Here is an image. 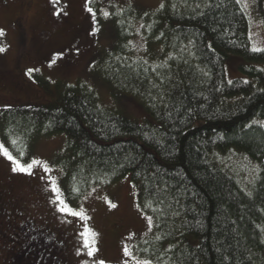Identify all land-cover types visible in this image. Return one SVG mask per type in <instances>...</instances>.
<instances>
[{"label":"trees","instance_id":"1","mask_svg":"<svg viewBox=\"0 0 264 264\" xmlns=\"http://www.w3.org/2000/svg\"><path fill=\"white\" fill-rule=\"evenodd\" d=\"M111 10L115 42L103 78L153 122L108 109L85 82H60L52 105L0 110L2 141L26 160L40 139L65 135L63 186L74 204L130 175L154 219L140 260L264 264V51L251 47L241 2ZM230 55L248 62L247 79L229 80ZM231 151L258 165L250 184L222 161Z\"/></svg>","mask_w":264,"mask_h":264},{"label":"rangeland","instance_id":"2","mask_svg":"<svg viewBox=\"0 0 264 264\" xmlns=\"http://www.w3.org/2000/svg\"><path fill=\"white\" fill-rule=\"evenodd\" d=\"M164 1L0 0V85L16 91L15 101L5 107L52 105L58 99L60 82L75 85L81 81L96 88L102 105L108 109L141 123L153 122L136 99L128 96L120 100L121 92L105 83L102 72L105 55L115 42L111 6L119 10L134 5L147 10L158 8ZM239 1L249 17L251 46L255 51H264V0ZM247 64L242 56L230 55L226 60L229 80L247 79L241 70ZM0 143L20 164H32L27 171H14V161L0 152V198L7 204L20 205L28 217L64 236L69 264L145 262L138 259L136 249L153 232L154 219L140 207L139 192L130 175L116 185L92 189L74 204L67 199L63 186L65 135L40 139L31 146L26 160L12 153L1 137ZM222 161L245 184H250L258 172L256 163L236 151L223 156ZM54 186L60 189L59 199L52 192ZM60 199L82 213V218L61 212ZM81 233L94 241V255H87L89 249L83 248ZM4 245L0 243V264H9L10 246L3 250Z\"/></svg>","mask_w":264,"mask_h":264},{"label":"flooded vegetation","instance_id":"3","mask_svg":"<svg viewBox=\"0 0 264 264\" xmlns=\"http://www.w3.org/2000/svg\"><path fill=\"white\" fill-rule=\"evenodd\" d=\"M42 32V31H41ZM42 34H47L43 31ZM46 40H49L47 36ZM1 86V85H0ZM2 87L0 109L15 101V89ZM3 250L10 246L9 264H69L66 258L68 243L49 225L28 217L18 204H7L0 198V243Z\"/></svg>","mask_w":264,"mask_h":264},{"label":"snow or ice","instance_id":"4","mask_svg":"<svg viewBox=\"0 0 264 264\" xmlns=\"http://www.w3.org/2000/svg\"><path fill=\"white\" fill-rule=\"evenodd\" d=\"M88 11H92L91 8L88 9ZM105 16L108 15V13H104ZM0 35H3V32L2 30H0ZM0 51H3V48H0ZM33 70H29V72H31ZM0 152H2L3 155H5L8 159L10 160H13L14 163L16 164V167H14V171L16 170H19V171H27L28 169H31L32 168V164L31 163H28L27 165H24V164H20L19 161H17L15 159V157H13L8 151L7 149L4 148V145L2 143H0ZM29 174H31L29 172ZM52 192L56 193L57 194V198L59 199V193H60V189L58 186H54L52 188ZM115 205H113L114 207ZM59 210L63 213H65L66 215H70V216H75V217H81L82 218V213L76 211L71 205H69L66 201H64L63 199H60V204H59ZM149 223H151V218L149 217ZM91 236H94L95 234L94 233H90ZM81 236L83 239V248L85 249H89L88 252H87V255L89 256H92L94 255V252L96 251L94 248H91V244L94 242L92 241L90 238H87L85 236V233H81ZM125 253L126 254H129L128 253V249L125 248ZM99 264H104L103 261H100ZM143 264H150L149 261H145L143 262Z\"/></svg>","mask_w":264,"mask_h":264},{"label":"bare ground","instance_id":"5","mask_svg":"<svg viewBox=\"0 0 264 264\" xmlns=\"http://www.w3.org/2000/svg\"><path fill=\"white\" fill-rule=\"evenodd\" d=\"M251 41V40H250ZM252 47V46H251ZM253 49V48H252ZM255 51V50H254Z\"/></svg>","mask_w":264,"mask_h":264}]
</instances>
